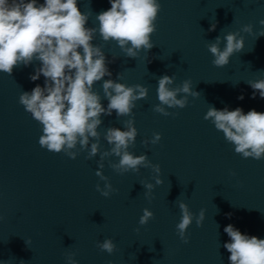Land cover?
Segmentation results:
<instances>
[{
	"label": "water",
	"instance_id": "95a60500",
	"mask_svg": "<svg viewBox=\"0 0 264 264\" xmlns=\"http://www.w3.org/2000/svg\"><path fill=\"white\" fill-rule=\"evenodd\" d=\"M159 3L157 31L151 37L155 46L147 53L126 57L115 41L105 43L99 33L93 41L110 61L112 76L104 79L115 80L121 73L118 82L149 89L147 99L137 101L133 109L138 135L129 151L147 154L161 167L163 183L150 197L140 183L155 184L151 169L121 175L109 167V160L116 163L118 157L105 160L103 174L118 190L105 198L95 189L98 183L104 186L95 174L99 154L86 159L83 151L73 160L39 145L42 127L19 103L21 92L44 86L43 76L36 81L29 78L41 66L39 61L14 68L11 76L0 73V264H67L68 252L76 253L78 264H230V253L223 247L230 242L224 232L227 225L264 239V160L236 154L223 133L203 118L209 105L264 113V99L259 93L252 98L247 83L264 79V36H259L264 0ZM78 7L82 13H92L86 27H98L96 15L111 5L109 0H78ZM212 23L216 28L209 31ZM247 24L253 31L240 32L243 51L234 54L226 67L213 66L208 42ZM165 74H175L173 87L190 79L193 90L201 93L198 98L190 96L183 109H167L175 113L170 116L152 111L159 103L158 78ZM102 82L94 89L106 108ZM101 119L98 131L104 151L110 148L103 139L106 129L123 130V120L129 117L117 118L113 111ZM154 132L161 133L160 142L144 146L141 142L151 140ZM177 200L194 214L205 209L202 227L193 220L188 228L187 244L176 231L181 218ZM144 208L154 218L141 226ZM106 238L116 244L111 255L97 247Z\"/></svg>",
	"mask_w": 264,
	"mask_h": 264
},
{
	"label": "clouds",
	"instance_id": "9594fccd",
	"mask_svg": "<svg viewBox=\"0 0 264 264\" xmlns=\"http://www.w3.org/2000/svg\"><path fill=\"white\" fill-rule=\"evenodd\" d=\"M109 3L111 7L95 17L98 27H86L92 13H82L78 0H44L43 3L37 0H0V73L11 76L14 68L39 61L41 66L29 78L36 81L43 76L44 86L37 84L31 92L23 91L19 95V103L42 127L39 145L53 153L63 152L73 160L83 151H87L86 159L99 154L95 174L104 181V186L98 183L95 189L105 198L118 191L113 188L109 177L103 174L105 160L118 157L116 163L109 160V167L121 175L139 173L141 168L151 169L156 174L155 184L140 183L146 189L145 196L150 197L154 187L163 183L161 167L152 163L147 154L134 155L129 151L138 135L133 109L137 101L147 99L149 89L141 84L118 82L123 79L121 73L115 80L104 79L112 76L107 66L110 61L102 46L93 41L99 33L103 42L115 41L126 57L137 58L141 51L147 53L155 46L151 37L157 31L161 4L159 0H109ZM259 24L264 26V20ZM215 28L216 23H212L209 31ZM252 31L253 25L247 24L240 31L228 32L208 42L213 66L226 67L230 58L244 49V37L240 32L251 34ZM259 36H264V27ZM222 42L223 48L220 46ZM101 81L103 98L108 101L106 108L101 103V93L94 89V85ZM174 81L175 74L158 78L159 103L152 107V111L163 116L175 115L167 109H183L190 96H201L200 92L193 90L190 79L173 87ZM247 83L253 89L252 98L259 93L264 99V79ZM239 99L242 100L243 96ZM113 111L117 118L129 119L123 120V130L117 127L106 129L103 139L110 148L101 151V133L98 131L101 117L111 116ZM203 118L223 133L236 154L244 159L264 160V113L255 109L245 113L240 107L217 109L209 105ZM161 139V133L154 132L151 140L144 139L141 143L144 146L155 145ZM176 203L181 213L176 225L177 235L187 244L188 228L193 220L197 227H202L205 209L194 214L185 202L177 200ZM142 212L139 218L141 226L154 218V213L148 208ZM224 232L230 238V242L223 245L230 253V264H264V239L243 234L232 224L227 225ZM25 243L28 245L29 242ZM97 247L109 255L116 251L111 238L98 242ZM75 255V252L66 253L67 264H78Z\"/></svg>",
	"mask_w": 264,
	"mask_h": 264
}]
</instances>
